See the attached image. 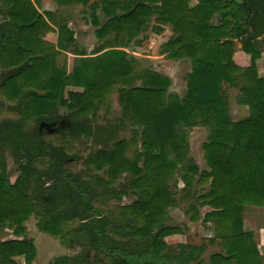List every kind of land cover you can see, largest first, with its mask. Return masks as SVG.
Here are the masks:
<instances>
[{"label":"trees","instance_id":"16d2710c","mask_svg":"<svg viewBox=\"0 0 264 264\" xmlns=\"http://www.w3.org/2000/svg\"><path fill=\"white\" fill-rule=\"evenodd\" d=\"M2 1L10 22L0 25V69L18 67L30 59L32 63L0 84V96L11 100L26 90L36 92L27 93L20 123L0 127V146L10 145L23 161L20 177L11 184L0 152V223L16 224L15 232L23 234L24 221L34 215L39 231L64 242L85 241L89 249L107 256L104 264H204L199 260L202 247L177 244L173 250L164 241L180 232L165 225L169 211L176 207L171 185L179 176L182 190L195 198L189 208L191 221L198 219L200 208L209 209L202 222L213 225L216 237L210 241L219 240L223 249L211 256L210 264H264L243 223L247 206L264 208V78L257 65L264 51V0H196L194 6L192 0H98L96 9L108 17L96 31L98 52L104 53L80 59L70 74L66 63L59 65L62 51L74 44L66 26H59L58 33L54 30V46L38 43L40 34L48 31L50 35L51 29L33 0ZM56 1L62 6L90 2ZM153 16L158 26L169 25L175 35L163 52L172 61L187 59L192 64L183 98L169 92L168 78L150 69L139 71L145 61L120 50L147 28ZM246 56L248 63H240ZM225 85L238 87V104L249 110L246 118L237 122L230 118ZM67 87L74 90L69 92ZM113 90L121 118L111 133L127 120L133 127L131 137L111 149L91 151L83 162L103 171L107 181L101 185L60 181L65 171L56 158L70 160L63 149L71 148L70 133L84 135L85 122L110 106ZM60 107L67 110L64 118L70 124L60 131V146L42 140L43 132L22 129L35 121L59 118ZM196 127L208 132L202 146L208 171L188 158L187 141L179 133ZM131 146L132 159L127 157ZM43 157L48 161L41 172L35 160ZM125 174L132 177L129 184L136 200L107 208L110 200L121 201L114 186ZM44 176L53 178V184L43 185V193L34 199L26 183L39 180L43 184ZM95 202L102 207H94ZM75 218L81 223L73 232L68 227ZM35 255L30 242L0 241V264H16L13 258L18 256L31 264ZM70 263L67 257L54 261Z\"/></svg>","mask_w":264,"mask_h":264},{"label":"rangeland","instance_id":"374dc122","mask_svg":"<svg viewBox=\"0 0 264 264\" xmlns=\"http://www.w3.org/2000/svg\"><path fill=\"white\" fill-rule=\"evenodd\" d=\"M195 4H197V1L192 0L191 6H194ZM84 12L88 29L85 30L86 37L80 40V43L85 49H87V51H91L96 47L97 40L93 35V28L90 26L92 19L90 17V12ZM154 18L155 16L150 20V24L147 26V30L143 32L141 38L136 40L138 42L136 46L138 47L132 45L130 49L128 48L127 51H124L128 54L129 52L132 53V56L137 60L145 61L142 62L141 67L138 69L139 71L150 69L152 72L168 78L171 82L169 92L177 94L179 97L183 98L186 93L187 75L191 72L192 64L187 59L172 61L168 58L167 53L163 52L164 45L171 37H175V35L169 25L158 26L155 23ZM214 20L217 21L218 18L215 17ZM158 29H161L160 33L158 32ZM236 46L240 48V44L237 43ZM134 51L135 53L133 54ZM248 61V58H245L244 61L239 62L248 63ZM257 62H259V64H257L259 65V76L264 77V51L261 60L259 59ZM240 85L241 83L238 84V86ZM224 91L228 99L230 118L233 121H240L247 114V110L243 108L244 106L238 104L240 97L238 87L229 88L225 85ZM109 99L111 100V104L108 108L105 107L100 110L95 119L91 118V120L89 119L88 122H85L87 128L84 135L80 136L75 133H70L71 148H63L65 153L70 156V160L62 161L61 158H56L59 166L65 171L64 178H60V181L67 183L68 180H70L82 182L85 183V185H101L107 181V177L103 171H97L93 167H86L83 165V162L91 151H96L98 149H111L114 143H117L122 139H130L131 131L133 129L130 122L124 120L123 125L116 129L113 134L111 133V127L116 126L118 124L117 119L121 118V112L118 105V95L114 90L109 95ZM1 107L0 104V109H3ZM2 113L0 112V124H3V122L7 120L6 117L4 119L3 116L5 115ZM66 113L67 110H65L64 107H60L57 112L60 116L59 118H56L55 120L53 119L52 121L49 120L48 122H40L41 125L35 121L34 124L30 126L27 125L28 127L25 132L29 133L34 132L35 130L39 131V133L43 132L46 135L42 137V140L58 147L61 145V138L63 135L60 131L70 126L68 121L64 118ZM9 119L12 120L14 118ZM17 121L18 120L14 119L11 123H17ZM184 132L185 131L182 129L179 133L184 135L187 141L188 158L197 165L200 170L208 171L209 169L204 159V151L202 147L207 141V130L202 127H196L186 133ZM100 135H103L104 138L102 139ZM0 152L4 158V152ZM5 152L7 157V162L5 161L6 166L8 165L12 179H16L18 175H21V157L16 153L10 154L9 151ZM133 152L134 147L131 146L130 150L127 152V157L132 159ZM35 161V168H37L38 171L43 172L46 169L48 159L43 157L41 159L37 158ZM131 178L130 174H125L117 183H115L116 185L114 186V189L117 194H120L121 201L110 200L106 206L107 208L117 207L118 205H130L136 200V196L132 192L129 184ZM52 179L53 178H50V176H44L43 184L39 180L28 181L26 183L27 193L32 198L36 199V196L43 193V185L53 184L51 182ZM183 187V183L180 181L179 176H177L171 185V190L175 193L177 202L176 207L169 211V215L165 221V225L169 227H177L180 231L179 235L181 234L183 238H180L178 235H172L166 237L164 241L173 250H175L177 244H180V240L185 241L186 244L202 247L203 250L200 254L199 260L204 264H210L211 256L222 252L223 249L220 245V241H210L216 236L213 230V225L204 224L202 222V218L207 212L205 208H200L198 219L196 221H191L193 213L189 208L191 205H195V198L191 193L185 194L182 190ZM93 206L97 208L102 207L99 202L93 203ZM188 210L190 213L187 212ZM80 223V220L75 218L68 229H74L75 227L80 226ZM243 223L246 231L255 234L259 251L264 256V208L247 206L244 211ZM76 229H74L73 232H75ZM115 237L118 238V236ZM67 244L68 242L65 243L61 239L54 237V261L62 255H70L78 259L74 261V264H78L77 261L82 262V264H104L108 262L107 256L103 253H96L93 249L89 248L88 250L87 248H84L82 252V247L79 246L78 243L70 245V247H68ZM190 264H196V262Z\"/></svg>","mask_w":264,"mask_h":264},{"label":"crops","instance_id":"0c3cea01","mask_svg":"<svg viewBox=\"0 0 264 264\" xmlns=\"http://www.w3.org/2000/svg\"><path fill=\"white\" fill-rule=\"evenodd\" d=\"M98 2H99L98 0H90L87 6H66V5L62 6L56 0H33V3L38 13L43 17L44 21L51 29L50 35L48 31H44L40 34L41 42H38V43L49 42L50 44L54 46V30L58 33L59 31L58 27L62 25H65L68 31L72 34L74 44H72L70 48H68L66 51H62V57L59 60V65L61 67L64 66V63H66V70L68 74H70L73 71L74 67L78 65L77 61H79L80 59L93 58V57L99 56L102 53H104V52L102 53L98 52L100 42L96 35V31L107 22L108 17L105 16L101 12L100 9H96L95 5H97ZM7 9L8 8L6 7L5 3L2 0H0V25L10 22V16L8 15L9 9L8 10ZM84 11L90 12V17L92 18L90 26L93 28V35L97 40L96 47L91 51H87V49H85L80 43V40L86 37L85 30L88 29V25H86V15L84 14L85 13ZM96 22L99 24L98 26L95 24ZM149 24L150 22L148 23V25ZM146 30L147 28L144 29L142 32L136 34L130 40V43L128 44V46H126L125 48H121V50L127 51L128 48L130 49L132 45H134V47H138L136 46V44H138L136 40L138 38H141V36L143 35V32ZM34 53L37 56H39L40 55L39 49H35ZM134 53L135 51L133 52V54ZM129 55H132V53L129 52ZM262 56H263V53H262ZM246 58L248 57L246 56ZM31 63H32V59L27 60L22 65L15 67V68L0 69V84H2L5 80L10 78L17 71H19L23 67V65H30ZM257 64H259V62H257ZM258 70H259V65H258ZM261 78H264V77H261ZM66 90L69 92H72L74 88L67 87ZM28 92H36V91L26 90L22 94L18 95V97L12 98L11 100H8L7 98L0 96V104L2 106L1 108H3V109H0L2 110L0 112L1 113L3 112L2 114L5 115L3 116L4 119L5 117L7 118V120L3 122V124H0V127L3 125L15 124V123H11L13 122L14 119L18 120L17 123H20L22 119V112L24 109V101L26 100L25 97L27 96ZM37 93L39 95H43L39 92ZM243 108L247 110V114L244 117L246 118L249 115V110L247 109L246 106H244ZM9 118H14V119L10 120ZM27 127L28 126L24 125L22 126V129L26 131ZM0 150L4 152V158H5V161L7 162L5 151H9L10 154H13L11 152L10 145L7 144V146L3 148L0 146ZM20 164H23V161H20ZM6 171H7L6 177L8 178L11 184H13L20 177V175H18L16 179H12L9 173L8 165L6 166ZM48 185H45V186H48ZM205 210L207 212L209 211L208 208H205ZM22 228L24 229L23 234H20V233L17 234L15 232L17 229L16 224L1 222L0 223V241L4 242V241L20 240V241L30 242L33 244V246L36 249L35 258L31 264H54V237L39 231L37 227V220L34 217V215L29 216V218L26 221H24ZM176 235H178L180 238H183L181 234L180 235L176 234ZM252 236H253L254 241L256 242L257 240H256L255 234L252 233ZM69 240H72V241H65V243L68 242L67 244L68 247H70V245L78 243V245L82 247L81 249L82 252L84 248H87L88 250V246L85 245L86 243L85 241H76L74 238H71ZM216 241H219V240L216 239ZM180 244H186V242L180 240ZM193 246H197V245H193ZM61 257L69 258L71 260L70 264H74V261L78 260L77 258L70 256V255H62ZM13 261H15L16 264H26L24 256L15 257L13 258ZM77 262L78 264H82V262H79V261Z\"/></svg>","mask_w":264,"mask_h":264},{"label":"flooded vegetation","instance_id":"af4514ba","mask_svg":"<svg viewBox=\"0 0 264 264\" xmlns=\"http://www.w3.org/2000/svg\"><path fill=\"white\" fill-rule=\"evenodd\" d=\"M40 125H41V123H40Z\"/></svg>","mask_w":264,"mask_h":264}]
</instances>
